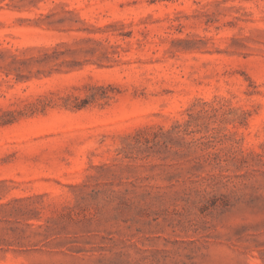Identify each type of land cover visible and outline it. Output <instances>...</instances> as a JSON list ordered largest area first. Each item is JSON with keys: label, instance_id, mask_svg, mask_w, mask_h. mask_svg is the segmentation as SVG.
<instances>
[{"label": "rangeland", "instance_id": "rangeland-1", "mask_svg": "<svg viewBox=\"0 0 264 264\" xmlns=\"http://www.w3.org/2000/svg\"><path fill=\"white\" fill-rule=\"evenodd\" d=\"M0 264H264V0H0Z\"/></svg>", "mask_w": 264, "mask_h": 264}]
</instances>
